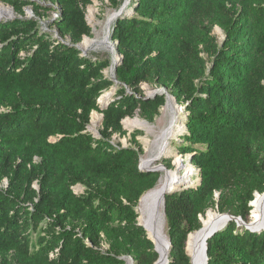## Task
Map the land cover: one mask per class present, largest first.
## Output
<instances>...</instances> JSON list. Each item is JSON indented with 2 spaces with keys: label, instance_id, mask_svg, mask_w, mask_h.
I'll return each mask as SVG.
<instances>
[{
  "label": "trees",
  "instance_id": "trees-1",
  "mask_svg": "<svg viewBox=\"0 0 264 264\" xmlns=\"http://www.w3.org/2000/svg\"><path fill=\"white\" fill-rule=\"evenodd\" d=\"M1 1L22 13L32 3ZM51 1L61 39L33 18L0 21V264L155 263L137 206L161 174L140 169L141 148L111 139L138 110L149 122L160 114L166 98L146 99L144 82L167 87L187 112L180 153L193 154L202 180L166 194L165 220L169 264H191L188 235L217 192L219 210L246 221L264 193V0H130L112 25L118 84L104 74L111 57L72 45L91 33L93 0ZM115 85L102 109L98 99ZM95 110L104 114L98 138L87 131ZM208 257L264 264V230L231 220L208 240Z\"/></svg>",
  "mask_w": 264,
  "mask_h": 264
},
{
  "label": "rangeland",
  "instance_id": "rangeland-1",
  "mask_svg": "<svg viewBox=\"0 0 264 264\" xmlns=\"http://www.w3.org/2000/svg\"><path fill=\"white\" fill-rule=\"evenodd\" d=\"M30 1L32 3L23 8V13L17 12L14 9L13 15H11V14L2 15V21L6 20V19H15L16 17H22V16L25 18H33V19L38 20L40 22V26H41L40 29H43L45 32L52 33L55 36V38L61 39V35H60V33H59L58 29L56 28V25L54 23V20L56 19V17L60 15V12H61L60 5L57 2H53L51 0H30ZM129 1L130 0H126V2L119 9H114L109 0H93V3L87 7L86 18H87V21L91 27V33H90V35H85L83 37L82 41L79 43H83L85 41V37H87L88 39L93 40L95 42L93 44H91L89 47H87L86 49H84L85 50V52L83 53L84 55L87 56L89 54L94 53L97 57H106V58H109V57L112 58L113 55L114 56L118 55V52L116 51L117 41H112V39H111V35H112V31H113L112 25H113V22L115 20H117L121 15H123L126 12L125 9L127 8ZM0 4H3L5 7L12 6L11 4L5 3L1 0H0ZM36 4L39 5L37 10L35 9ZM92 8L95 9V12L93 13L94 16L91 15L92 13L90 11ZM213 33L217 36L219 41L224 39V33L221 29L218 28V26H216L214 28ZM63 39H64L63 41H65V42L71 41L70 36H65V38H63ZM104 39H106V41H104ZM24 54H25V52L21 53V55H24ZM104 74L107 76L112 75L111 74V66H109L108 68H106L104 70ZM114 87L115 86L111 87V89ZM141 87H142L145 95L153 92L154 90H156L158 88H165L166 91L170 94V96L172 98L171 104L174 103L176 105V108L180 109V111H181L180 115L184 117V120L186 123L185 116H186L187 112H186L185 106L179 102L177 97L167 87L161 86V85L155 84V83H145V82L142 83ZM116 91H117V89H116ZM116 91H115V93H116ZM106 92H104V93H106ZM115 93H114V95H115ZM165 106H166V103L163 107H161L160 114L158 116H156V118L153 122L148 121V125L154 127L153 132L147 131V129L145 127H143V128L138 127V128H134V129L130 130L125 126V120L126 119L139 118L141 121L146 120L144 117H142L140 115V112L138 110L133 117H126L125 119L122 120L123 131L113 133L111 136L112 142L114 144H122L125 147L137 146V147L141 148V150H142V156L141 157L142 158L146 157L148 155L156 154V151L158 148L157 135H156L157 131H160L169 121V115L164 111ZM93 112H96L99 115L101 114V112H99L97 110H95ZM92 113H91V116H92ZM91 116H90L89 125L91 124V118H92ZM102 122L103 121H101V118H100L98 120L97 126L95 128L96 130L99 131V133L103 129ZM154 131H156V132H154ZM186 132H187V130L183 133V135L180 136L179 140L173 141V145L179 153H180V146L183 142V136L186 134ZM100 135H101V133H100ZM52 139L54 140L55 138H52ZM180 155H183V154L180 153ZM183 158H184L185 162H187L189 156L183 155ZM158 162L155 165H158V164H163L166 166L170 165V166H167L169 169L174 167L171 156L170 157H164V158L160 159ZM196 172L197 173L194 174V178L196 180V183L191 185V187H195V185H197V183H198V179L200 176H199V171H196ZM160 174L162 175V171L160 172ZM161 175H160V177H161ZM158 183H159V181H158ZM36 185H38V184L35 183L34 186H36ZM183 188H186V187H182L180 189H183ZM180 189H178V190H180ZM75 191L77 193H81L83 191V188L81 186H76ZM146 193H144V194H146ZM257 193H259V192L255 193V197H256ZM219 197H220V192H217L214 195L215 205L213 207L208 208L207 211L210 209H213L214 211H217L218 213H230V212H221L219 210V207H218ZM251 202L249 204L251 206V210H250V213L248 216V220L246 221L242 218L246 224H249L253 220H255V218L253 216V212H252L253 206L251 205ZM140 203L141 202L139 201V205L137 206V209L140 206ZM207 211H206V213H207ZM206 213H205V217H206ZM139 217H141L140 212H139V216H138V221H139ZM236 217H239V216H236ZM238 226L246 227V225H238ZM166 229L167 228L165 225V231H166ZM191 233H193V232H191ZM166 234H167V232H166ZM187 241H188V239H187ZM109 246H110V244H109L108 240L104 239L103 240V248L106 250L109 248ZM186 251L188 254L187 245H186ZM125 264H130L128 257H127Z\"/></svg>",
  "mask_w": 264,
  "mask_h": 264
},
{
  "label": "bare ground",
  "instance_id": "bare-ground-1",
  "mask_svg": "<svg viewBox=\"0 0 264 264\" xmlns=\"http://www.w3.org/2000/svg\"><path fill=\"white\" fill-rule=\"evenodd\" d=\"M90 11L92 13L91 15L94 16L93 13L95 12V9L92 8ZM4 14H11V12L3 4H0V18H2V15ZM104 41H106V39H104ZM94 42L95 41L86 38L81 44V47L86 49ZM114 58L116 61L117 55H115ZM115 89L116 88H112L110 92L108 91L104 93L99 98L100 107H104L110 101ZM164 111L169 115V121L160 131H157L156 135L158 148L156 154L143 157L142 166L146 169L153 167L160 159L171 156L174 167L171 168V171L169 172L162 170L160 183L156 186V188L149 191L142 197L140 206L137 209V211L141 214V217H139L140 225L145 227L150 240L157 243L158 245L161 244L162 239L166 237V221L163 210L165 193L195 184L196 180L194 178V174L197 173V170L192 166V164H185L180 153L173 145V141L179 140L180 136L186 131L185 120L184 117L180 115V109L176 108V105L172 103L169 106H165ZM99 119L100 115L96 112H93L90 128L95 129ZM125 126L130 130L138 127H145L149 132H153L154 130L153 126H149L148 124L142 122L139 118L126 119ZM170 180H172L173 183L168 186V188H166L167 183H169ZM252 206V212L255 218L253 222H263L264 194H257L252 201ZM219 217L220 214L217 211H214L213 209L208 210L204 222L205 227L208 228ZM202 238L203 235L201 233L195 232L191 233L188 237V253L193 258L199 256V254L202 252ZM200 261V259L197 260L196 258L195 264H199Z\"/></svg>",
  "mask_w": 264,
  "mask_h": 264
},
{
  "label": "water",
  "instance_id": "water-1",
  "mask_svg": "<svg viewBox=\"0 0 264 264\" xmlns=\"http://www.w3.org/2000/svg\"><path fill=\"white\" fill-rule=\"evenodd\" d=\"M7 8L10 10L11 15H13L14 8L12 6H7ZM125 11H126V9H125ZM7 20H9V19H6L4 21H7ZM0 21H2V18H0ZM218 28L221 29L220 27H218ZM86 38L87 37H85V39ZM81 44L82 43H76V44H72V45L75 46L76 48H78L79 50H82V53H84L85 50L81 47ZM116 51H117V48H116ZM114 57L115 56L113 55V57L111 58V60H112V64H111V74L112 75L111 76H112V79L115 81V83L118 84L119 81H118V79L116 77V71H117L118 65L122 62L123 56L118 53L116 61H115ZM116 86L117 85H115L114 88H116ZM110 91L111 90H109V92ZM156 95H164L165 96V98H166V106H169L171 104L172 98H171L170 94L166 91L165 88H158V89L154 90L153 92L147 94L145 96V98L146 99L154 98V97H156ZM98 102H99V100H98ZM108 104H109V102L104 107H101V108L102 109L106 108ZM92 115H93V113H92ZM186 117H187V114H186L185 118ZM100 118H101V121H103V118H104V114L103 113L100 114ZM91 120H92V118H91ZM142 121L144 123L148 124L147 120H142ZM185 127L187 128L186 123H185ZM87 131L91 132L94 137L98 138L100 136L99 131L96 130V129L90 128V125H88ZM192 156H193V154L190 155V160L192 159ZM154 159H157V158H154ZM142 160H143V158L141 157L140 158V164H139V167H140L141 170H147V171L150 170V171H157V172H161L162 170H164L165 172L171 171V169H169L166 165H163V164H158V165H155L153 167H150V168L146 169V168H144L142 166ZM160 180H161V177L158 180L159 183H160ZM201 180H202V178H200V183H201ZM172 183H173L172 180H170L169 183H167V187L166 188H168V186H170ZM35 187L39 188V185H36ZM154 188H156V187H154ZM154 188H152L151 190H153ZM186 188H189V187H186ZM186 188H183V189H186ZM151 190H149V191H151ZM180 190H182V189H180ZM166 194L167 193H165V195H164V201H163L164 217H165V196H166ZM257 194H260V193H257ZM262 194H264V193H262ZM144 195L145 194H143L142 197ZM142 197H141V199H142ZM141 199H140V202H141ZM251 205H252V202H251ZM219 214H220V217L218 219H216L208 228H206L205 225L202 224V227L200 229H198L197 231H195V233H201L203 235V238H202V240H203V249H202V252L199 254V256L196 257L197 260L198 259L201 260L199 264H209L208 263V260H209V257H208V240L210 238H212L217 232L223 230L231 220H236L238 225H246V228H248V229H250L252 231L260 232V231L264 230V221L263 222H256V223H254L252 221L251 223L246 224L245 221L242 219V217H236V216H234V215H232L230 213H219ZM151 220H152V217H151ZM138 225L141 226L139 221H138ZM189 235H188V237H189ZM148 238H149V236H148ZM153 244H154V250L158 253V258H157V260L155 261L154 264H169V262H170L169 255H170V250H171V242H170V239H169L168 235L166 234V237L162 239L161 244L158 245L155 242H153ZM189 256L191 258V264H195L196 258H193L190 254H189ZM123 258H125V257H123ZM126 260H127V258H126ZM128 260L130 261V264H134V261H133V259L131 257H128Z\"/></svg>",
  "mask_w": 264,
  "mask_h": 264
},
{
  "label": "built area",
  "instance_id": "built-area-1",
  "mask_svg": "<svg viewBox=\"0 0 264 264\" xmlns=\"http://www.w3.org/2000/svg\"><path fill=\"white\" fill-rule=\"evenodd\" d=\"M186 155L189 156L187 162H185V160H184V158H183V155H181V157H182L183 161L185 162V164L190 163V164H192V166H193L197 171H199V176H200V177H199V179H198V183H197V185H195V187H196V186H198L199 183H200V178H201V175H200V168L196 167V166L192 163V159L190 160V155H191V154H186ZM186 155H184V156H186ZM189 187H191V186H189Z\"/></svg>",
  "mask_w": 264,
  "mask_h": 264
}]
</instances>
